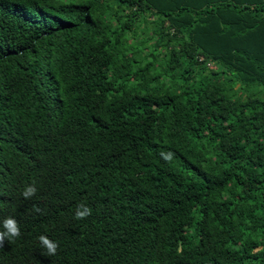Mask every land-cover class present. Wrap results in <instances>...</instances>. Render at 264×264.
Segmentation results:
<instances>
[{
  "label": "trees",
  "instance_id": "1",
  "mask_svg": "<svg viewBox=\"0 0 264 264\" xmlns=\"http://www.w3.org/2000/svg\"><path fill=\"white\" fill-rule=\"evenodd\" d=\"M9 216L0 264H264L262 0H0Z\"/></svg>",
  "mask_w": 264,
  "mask_h": 264
},
{
  "label": "clouds",
  "instance_id": "2",
  "mask_svg": "<svg viewBox=\"0 0 264 264\" xmlns=\"http://www.w3.org/2000/svg\"><path fill=\"white\" fill-rule=\"evenodd\" d=\"M165 160L170 159V156L161 153ZM36 187L34 185H29L25 188L22 195L25 199H29L36 194ZM38 210V209H37ZM91 214V209L88 208L85 204L81 203L77 205L75 212V218L77 220L85 219ZM21 235L20 227L18 222L11 216L4 218L0 221V248L4 246V242L7 240L9 242L14 241ZM39 242L42 247L47 250V255L53 256L56 254L58 245L50 240L46 235H41L38 237Z\"/></svg>",
  "mask_w": 264,
  "mask_h": 264
},
{
  "label": "built area",
  "instance_id": "3",
  "mask_svg": "<svg viewBox=\"0 0 264 264\" xmlns=\"http://www.w3.org/2000/svg\"><path fill=\"white\" fill-rule=\"evenodd\" d=\"M262 2L264 3V0H262Z\"/></svg>",
  "mask_w": 264,
  "mask_h": 264
}]
</instances>
